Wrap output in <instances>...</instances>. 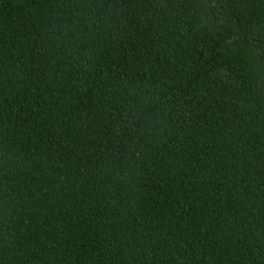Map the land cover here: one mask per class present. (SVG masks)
I'll return each mask as SVG.
<instances>
[{"label":"trees","instance_id":"16d2710c","mask_svg":"<svg viewBox=\"0 0 264 264\" xmlns=\"http://www.w3.org/2000/svg\"><path fill=\"white\" fill-rule=\"evenodd\" d=\"M0 264H264V0H0Z\"/></svg>","mask_w":264,"mask_h":264}]
</instances>
